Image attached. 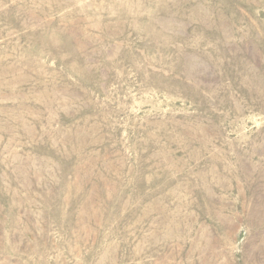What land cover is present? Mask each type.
<instances>
[{
  "label": "rangeland",
  "instance_id": "1",
  "mask_svg": "<svg viewBox=\"0 0 264 264\" xmlns=\"http://www.w3.org/2000/svg\"><path fill=\"white\" fill-rule=\"evenodd\" d=\"M0 264H264V0H0Z\"/></svg>",
  "mask_w": 264,
  "mask_h": 264
}]
</instances>
